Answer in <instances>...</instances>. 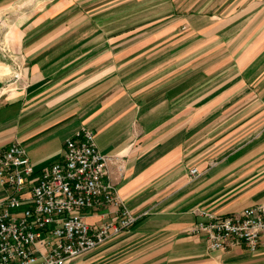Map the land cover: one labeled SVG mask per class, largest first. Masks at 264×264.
I'll return each instance as SVG.
<instances>
[{"label":"crops","instance_id":"1","mask_svg":"<svg viewBox=\"0 0 264 264\" xmlns=\"http://www.w3.org/2000/svg\"><path fill=\"white\" fill-rule=\"evenodd\" d=\"M0 45V152L40 170L85 128L135 218L65 264H264V234L254 252L191 234L264 203V0H0Z\"/></svg>","mask_w":264,"mask_h":264},{"label":"built area","instance_id":"2","mask_svg":"<svg viewBox=\"0 0 264 264\" xmlns=\"http://www.w3.org/2000/svg\"><path fill=\"white\" fill-rule=\"evenodd\" d=\"M0 51L7 55L5 46ZM110 161L85 128L65 141L59 161L40 170L15 142L0 152V264H65L129 229L135 218L107 177ZM190 175L197 177V170ZM110 205L117 213L97 227L84 221V211ZM191 234L204 237L210 251L254 252L264 234V203L234 215L203 214Z\"/></svg>","mask_w":264,"mask_h":264}]
</instances>
